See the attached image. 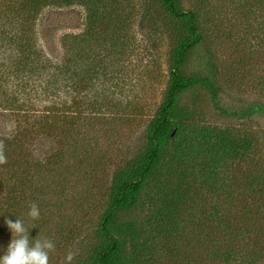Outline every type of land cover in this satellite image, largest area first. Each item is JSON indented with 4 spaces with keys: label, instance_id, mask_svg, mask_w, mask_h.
<instances>
[{
    "label": "rangeland",
    "instance_id": "obj_1",
    "mask_svg": "<svg viewBox=\"0 0 264 264\" xmlns=\"http://www.w3.org/2000/svg\"><path fill=\"white\" fill-rule=\"evenodd\" d=\"M8 1H0V26L5 25V30L17 21L16 16H10ZM158 7L156 0H72L64 7L43 8L35 19V47L51 62L50 66L67 59L68 76H73L77 64L89 71L84 82L74 78L75 82L71 79L64 84L60 78L56 86L59 84L62 90L40 94V101H34L31 106L33 110L49 108L65 112L71 126L70 139L64 143L59 136L48 139L39 136L27 145L26 152L30 151L38 164H47L45 159L62 143L56 140L62 139L63 149L69 146L76 155L75 160L68 161V167L58 168L57 172H34L27 184L30 187L17 198L22 205L17 218L24 222L29 233L33 230L37 233L33 237L28 233L29 239L47 238L55 246L49 254V264H92L100 243L97 224L107 206L112 174L145 148L149 123L164 98L173 44L169 19L158 12ZM179 7L196 13L203 35L202 42L189 52L182 66L183 73L212 78L220 89L219 104L227 111H240L254 102H264V0H180ZM94 15L102 19L96 34L92 31ZM82 33V38L89 42L84 39L79 46L72 38ZM0 48V54L6 58L7 47ZM79 53L82 58L77 57ZM94 59L99 63L95 64ZM178 105L199 126L253 138L254 161L264 165V114L241 120L223 117L210 104L209 96L198 88L181 94ZM29 107H24V111H31ZM59 113L53 114V119L62 126ZM49 120L54 121L51 117ZM20 122L24 123L21 119ZM16 123V115L0 111V143L9 160L24 152L13 144H6L14 140ZM69 148L65 150L68 156ZM50 176L57 179L51 182ZM8 184V178L1 176L2 256L12 238L5 220L17 219H14L15 212L6 210L3 204L14 195L7 190ZM201 195L197 207H201L203 215L192 212V208L191 212L184 213L189 220L182 216L179 221L180 225L187 221L196 225L203 216L204 221L208 220L204 233L210 237L186 230L181 238L174 240L172 249L171 241L158 236L151 241L156 246L153 254L156 262L150 264H184L192 258L191 264L197 260L200 264H222L207 258L220 239L214 234L215 222L210 214L217 205L211 195ZM33 203L40 212L34 221L28 216ZM149 213L148 205H139L127 218H134L141 228L148 230L145 223ZM168 246L169 256L162 253L163 247Z\"/></svg>",
    "mask_w": 264,
    "mask_h": 264
},
{
    "label": "trees",
    "instance_id": "obj_2",
    "mask_svg": "<svg viewBox=\"0 0 264 264\" xmlns=\"http://www.w3.org/2000/svg\"><path fill=\"white\" fill-rule=\"evenodd\" d=\"M70 1L10 0V16H16L17 21L11 29L0 26V46H6L4 53H8L6 58L0 54V111L18 117L13 129L14 140L6 144H13L18 151L25 152L13 160L7 159L8 165H0V177L8 178L7 190L14 192L3 204L6 210L15 212L14 219L22 208L17 198L30 187L27 184L32 181L34 172L52 173L75 160L74 149L69 146L63 149L64 143L69 142L71 129L65 119L66 113L59 109L33 110L31 107L34 101H40V94L62 90L59 84L56 86L60 78L65 84L71 79L75 82L74 78L84 82L88 77L89 71L78 64L73 76H68L67 59L50 66L51 62L36 49L33 40L34 22L40 10L52 5L64 7ZM179 1L156 0L158 12L169 19L167 22L173 33L167 86L163 101L149 123L144 150L112 174L107 206L97 224L100 243L94 251L92 264L155 263L156 246L151 241L158 236L171 241V248L174 240L181 238L186 230H196L198 236L205 238L208 220L204 221L203 216L196 225L191 221L180 225L179 221L182 216L187 219L184 213L191 212L192 208V212L203 215L201 207H197L202 193L215 199L217 206L212 207L210 214L215 222L214 234L220 238L219 244L207 253L208 260L222 264H264V165L254 161V139L195 124L192 115L179 107L178 100L181 94L198 88L209 96L210 104L219 115L240 120L264 114V102H254L240 111H227L219 104L220 89L212 78L183 73L182 66L189 52L202 42L203 35L196 13L181 9ZM99 17L94 15L92 20L95 34L97 26L102 24ZM151 17L156 18V15ZM5 20L8 21V17ZM82 37L83 33L72 40L80 46L84 39L88 41ZM77 57L82 58V54ZM93 61L99 63L97 59ZM95 71L93 69L92 73ZM26 106H30L31 111H24ZM57 113L62 117V126L53 119V114ZM39 136L47 139L59 136L65 141L56 140L62 143L45 159L47 164H38L30 151L26 152L27 145ZM68 148L71 150L69 156L65 151ZM50 177L51 182L57 179ZM139 205L150 208V217L145 223L149 231L141 228L134 218H127ZM29 234L37 236L35 230ZM171 248L163 247L166 253H162L169 256ZM193 260L187 259L184 264H191ZM195 264H200L199 260Z\"/></svg>",
    "mask_w": 264,
    "mask_h": 264
},
{
    "label": "clouds",
    "instance_id": "obj_3",
    "mask_svg": "<svg viewBox=\"0 0 264 264\" xmlns=\"http://www.w3.org/2000/svg\"><path fill=\"white\" fill-rule=\"evenodd\" d=\"M7 163V157L4 154V145L0 143V165ZM40 212L38 206L33 203L30 205L28 216L31 220L39 218ZM5 224L12 233L11 241L7 251L0 256V264H49V254L54 251V244L49 239H29V229H26L24 222L20 219L5 220ZM35 227V226H33ZM31 227V228H33ZM30 228V229H31ZM30 241H34L30 243ZM71 254H69V259Z\"/></svg>",
    "mask_w": 264,
    "mask_h": 264
}]
</instances>
